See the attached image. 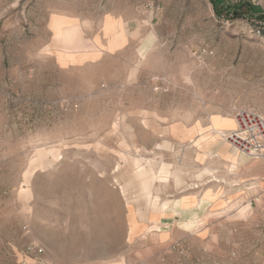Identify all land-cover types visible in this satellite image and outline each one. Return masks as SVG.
Instances as JSON below:
<instances>
[{"label": "rangeland", "instance_id": "rangeland-1", "mask_svg": "<svg viewBox=\"0 0 264 264\" xmlns=\"http://www.w3.org/2000/svg\"><path fill=\"white\" fill-rule=\"evenodd\" d=\"M238 107L264 0H0V264H264Z\"/></svg>", "mask_w": 264, "mask_h": 264}, {"label": "built area", "instance_id": "built-area-1", "mask_svg": "<svg viewBox=\"0 0 264 264\" xmlns=\"http://www.w3.org/2000/svg\"><path fill=\"white\" fill-rule=\"evenodd\" d=\"M235 123L225 136L228 142L250 157H264V113L238 107Z\"/></svg>", "mask_w": 264, "mask_h": 264}, {"label": "bare ground", "instance_id": "bare-ground-1", "mask_svg": "<svg viewBox=\"0 0 264 264\" xmlns=\"http://www.w3.org/2000/svg\"><path fill=\"white\" fill-rule=\"evenodd\" d=\"M218 120H221V123H225V124H227V125H232L233 126V124H234V121L233 120H231V119H229V118H218ZM221 125V124H220ZM219 132V131H218ZM218 135H220V134H218ZM232 152L234 153V154H237V151L236 150H232ZM246 154L245 153H243V155H240L239 154V158H240V156H245ZM141 174H143L144 175V173H141Z\"/></svg>", "mask_w": 264, "mask_h": 264}, {"label": "crops", "instance_id": "crops-1", "mask_svg": "<svg viewBox=\"0 0 264 264\" xmlns=\"http://www.w3.org/2000/svg\"><path fill=\"white\" fill-rule=\"evenodd\" d=\"M219 130H221L220 127H218V128L215 129V131H219ZM168 177H169V176H168ZM179 179H180V178H179ZM123 188H124V185L122 186V189H123ZM123 190H124V189H123ZM153 200H154V199H153ZM153 203H154V202H153ZM151 212L154 213V211L152 210V208H151Z\"/></svg>", "mask_w": 264, "mask_h": 264}]
</instances>
